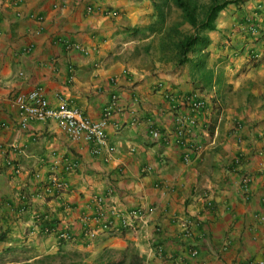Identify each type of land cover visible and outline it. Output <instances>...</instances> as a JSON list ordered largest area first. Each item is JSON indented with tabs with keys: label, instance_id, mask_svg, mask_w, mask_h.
<instances>
[{
	"label": "crops",
	"instance_id": "obj_1",
	"mask_svg": "<svg viewBox=\"0 0 264 264\" xmlns=\"http://www.w3.org/2000/svg\"><path fill=\"white\" fill-rule=\"evenodd\" d=\"M154 20L151 0H0V264L74 251L92 264L128 245L144 264L264 258V0H234L205 32L208 65L227 83L221 95L194 82L188 64L126 55L139 43L132 29ZM37 87L52 106L67 101L94 120L110 107L105 145L69 138L53 119L24 120L17 98ZM164 89L206 100L209 128L203 114L202 151L190 161L176 129L192 110ZM55 180L65 190L48 191ZM135 208L139 229L103 232L106 219L119 222L114 211ZM89 229L99 233L91 243Z\"/></svg>",
	"mask_w": 264,
	"mask_h": 264
},
{
	"label": "trees",
	"instance_id": "obj_2",
	"mask_svg": "<svg viewBox=\"0 0 264 264\" xmlns=\"http://www.w3.org/2000/svg\"><path fill=\"white\" fill-rule=\"evenodd\" d=\"M211 1L204 17L200 18L198 5L188 0H151L156 21L132 29V36L139 41L133 51L149 55L159 51L158 59L171 53L170 59L177 61L179 65H190L191 78L194 82L201 83L205 89H216V93L221 95L227 83L222 72H216L208 65L207 48L211 39L205 32L216 28L215 20L218 13L234 0ZM185 25H189L192 31H184ZM80 258L81 254L74 251L48 255L22 264H83ZM144 262L145 259L139 250L133 245H128L119 251L104 249L92 264H144Z\"/></svg>",
	"mask_w": 264,
	"mask_h": 264
},
{
	"label": "built area",
	"instance_id": "obj_3",
	"mask_svg": "<svg viewBox=\"0 0 264 264\" xmlns=\"http://www.w3.org/2000/svg\"><path fill=\"white\" fill-rule=\"evenodd\" d=\"M88 10H92V7L89 6ZM105 14L114 17L118 15V11L113 8L106 9ZM68 47L84 50V47L79 43H68ZM158 85L161 88L164 87L163 83H159ZM164 92L172 101L177 102L180 100L183 103H186L192 110L187 116L178 115V127L176 129V141L184 148L183 155L185 160L190 161L202 151V145L199 144L198 135L194 131V128L197 124L198 118L203 116V114L205 116V128H209L210 121L208 114L206 113V100L197 91H193L183 96L179 95V97L168 89H164ZM17 102L21 110L26 112L24 120H27L28 118L41 121L53 119L69 138L96 143L99 147L106 143V126L108 115L111 111L110 107L105 109V116L102 119L94 120L86 115L81 108L72 105L67 101L61 102L58 106H52L42 87L33 89L27 95L18 96ZM150 132L154 138H160L162 136L158 129H152ZM16 170L19 171L20 169L16 168ZM250 181L251 178L248 175L242 179L243 190L246 193L249 191ZM54 186L61 191L66 188V185L62 181L55 180L52 186L47 187V190L49 191L53 189ZM114 213L118 217L119 222L116 223L111 219H106L102 225L103 232L120 234L123 231L137 230L141 227V221L144 214L141 209L135 208L128 211H114ZM189 223V221L184 223L183 235L186 237H189L191 234ZM98 234V229H89L84 234L86 242H93ZM59 238L65 240L74 239V237L67 231L61 232ZM190 252L193 256H196L199 254V249L194 247ZM249 264H264V258L253 260Z\"/></svg>",
	"mask_w": 264,
	"mask_h": 264
},
{
	"label": "rangeland",
	"instance_id": "obj_4",
	"mask_svg": "<svg viewBox=\"0 0 264 264\" xmlns=\"http://www.w3.org/2000/svg\"><path fill=\"white\" fill-rule=\"evenodd\" d=\"M189 2H191V3H193V4H196V5H198V15H199V17L200 18H202V17H204V15H205V13H206V11H207V7L211 4V0H188ZM219 1H222V0H219ZM152 7H153V4H152ZM154 10V9H153ZM154 21H156V20H154ZM183 30L184 31H187V32H191L192 31V29H191V27L189 26V25H185V26H183ZM158 41V40H157ZM156 41V44L158 43ZM135 42H137V41H135ZM136 45H138V43H134V44H131V45H129L128 47H130V48H128L127 50H125V53H126V55L127 56H132V55H134V56H136V57H133V58H136V59H143V58H146V57H148V58H150V59H153V58H159V55H160V53H159V51H156V54H155V52H154V54L152 55V56H150V55H144L142 52H135V51H133L134 50V47L136 46ZM158 46V45H157ZM157 50H158V48H157ZM163 58H167V59H170L171 58V53H168L167 55H165ZM256 58H258V57H256ZM57 264V263H56Z\"/></svg>",
	"mask_w": 264,
	"mask_h": 264
}]
</instances>
